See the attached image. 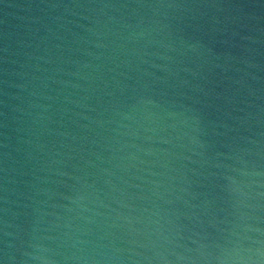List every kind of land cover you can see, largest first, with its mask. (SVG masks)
I'll use <instances>...</instances> for the list:
<instances>
[{"label": "water", "instance_id": "water-1", "mask_svg": "<svg viewBox=\"0 0 264 264\" xmlns=\"http://www.w3.org/2000/svg\"><path fill=\"white\" fill-rule=\"evenodd\" d=\"M0 264H264V0H0Z\"/></svg>", "mask_w": 264, "mask_h": 264}]
</instances>
